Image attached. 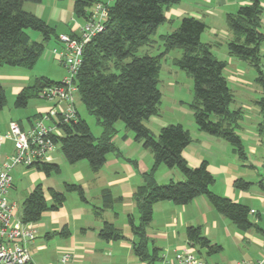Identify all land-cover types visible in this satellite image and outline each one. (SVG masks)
<instances>
[{"label":"trees","instance_id":"trees-1","mask_svg":"<svg viewBox=\"0 0 264 264\" xmlns=\"http://www.w3.org/2000/svg\"><path fill=\"white\" fill-rule=\"evenodd\" d=\"M42 0H0V67L24 68L32 70L46 51L55 30L45 21L27 12L26 3L39 4ZM180 0H115L108 5V19L104 30L96 35L85 47L83 64L75 79L80 102L87 112L95 116L103 132L96 137L89 124L78 115L76 122L60 126L62 137H53L71 165L87 161L93 171L100 170L111 153L117 148L113 138L117 135L116 125L123 122L127 131L135 134V140L154 155V165L143 175V184L135 193L134 200L140 214L136 224L132 216L128 218L135 241V255L146 264H155L160 259V250H149L146 228L153 221L154 206L171 201L177 205H188L199 196H206L211 205L232 221L239 230L252 228L250 209L232 200L216 195L211 187L215 178L204 161L193 168L183 157L184 150L191 144L188 130L181 124L162 128L155 136L145 121L158 115L162 105L159 89L162 64L173 50L182 49L183 55L176 65L194 81L195 123L199 131L222 138L241 159L246 158L241 138L236 132L242 116L232 111L234 96L225 77L227 63L218 60L210 45L203 44L201 37L207 26L202 21L185 17L180 26L171 34L162 35L165 50L156 56L138 55L143 47L154 48V36L166 22V11ZM96 0H75V15L88 20V10ZM263 8L260 1L241 6L236 13L227 15L232 32L228 43L229 52L255 67L260 73L262 65L261 48L264 43L262 28ZM39 33L42 42L33 41L31 33ZM259 81L264 84V79ZM45 78L37 79L34 86L25 88L16 97L15 106L26 108L31 99L37 98L44 88L58 84ZM7 104L4 88L0 83V113ZM264 112V98L260 102ZM161 166L177 169L183 175L180 182L171 181L166 185L157 183L155 175ZM39 171L46 175L60 173L57 164H41ZM249 184L238 181L236 187L248 188ZM66 192H79L86 201L83 189L78 185L66 184ZM53 204L48 205L44 189L37 186L25 199L22 220L24 223H38L47 211L57 210L66 200L63 192L50 190ZM103 198L112 203V196L105 192ZM68 233L63 231L62 235ZM104 240L123 239L114 225L106 223L100 232ZM187 237L191 245L207 248L209 254H216L221 247L201 234L199 228L190 227Z\"/></svg>","mask_w":264,"mask_h":264},{"label":"crops","instance_id":"crops-1","mask_svg":"<svg viewBox=\"0 0 264 264\" xmlns=\"http://www.w3.org/2000/svg\"><path fill=\"white\" fill-rule=\"evenodd\" d=\"M96 1L109 6H112L113 2H115V0ZM253 1L180 0L177 5L166 11V22L164 24H170L172 29L176 27L175 31L185 17H193L202 21L206 24L207 29L209 28L211 36L207 39V42H203L206 29L201 37V42L210 45L212 50L215 45H220L218 42L219 35H222L225 39L229 38V41L233 36L231 31V33L223 29L219 31L214 26L216 21L224 14L236 13L241 6L250 5ZM258 1H260L264 12V0ZM24 8L27 12L33 13L36 17L45 21L55 30V35L46 44V46H49V51L47 52L64 68L53 54L54 50L61 49L58 37L63 34L78 36L81 26L86 21L75 15V0H42L39 4L26 3ZM93 8L91 7L88 10V14L92 13ZM210 21L213 24L212 26L208 25ZM263 27L264 23L262 21ZM262 28L261 32L264 34ZM37 34L39 33H36L35 41L42 42L43 37ZM263 53L264 48H261L262 56H264ZM262 67L263 65H261V71ZM0 70V83L5 93L9 89L13 97H17L25 88L34 86L37 79L45 78L49 80L47 77L34 76L31 70L28 71L24 68ZM64 71L65 77V68ZM230 78L234 84L238 85L236 90H232L229 87L234 96L232 103L234 108H231V110L239 111L242 116L236 127V132L241 138L246 158L241 159L235 154L233 147L224 139L199 131L194 120L190 121L189 126L178 123L189 131L192 138L191 144L183 152V157L193 168L199 167L206 161L210 173L215 178V183L211 187L212 192L250 209L249 218L253 224L252 228L247 231H238V227L234 224L238 230L232 233L234 235L232 238L238 243L248 241L253 244L256 257L261 259L264 256V112L260 102L264 98V84H262V88L248 87L250 83L247 82L242 72H234ZM249 91L254 93L249 94ZM236 96L239 98L237 97L238 99L235 100ZM37 98L44 100L47 104L40 105L37 103L33 105L34 112L26 116L27 123L22 120H11L6 127L0 129V135L7 132L13 122L17 123L23 130H28L40 116L46 115L57 104L41 98L40 95ZM33 99L29 101L28 105ZM78 102H80V99L77 95L76 108L78 115H80ZM54 122L55 120H49L47 124L52 125ZM156 124L154 122V125ZM162 127H166L165 124H161L160 129ZM62 135L63 132L60 137ZM154 135L157 136L155 133ZM122 138V141H120L121 138L118 135L113 138V144L117 149H122V153H111L107 158L106 164L100 170L93 171L90 165H86L82 161L73 164V168L76 171L72 175L74 183L83 189L85 196L86 191H88L89 197H85L86 201H79L78 197H66L65 202L57 210L47 211L42 215L41 220L35 224L37 227L36 239L28 245L32 257L31 264H36L32 252L36 249L43 251L47 247L42 239L44 238L48 241L57 237H60L57 244L61 255L70 253L72 256L67 264H146L134 253L133 244L136 239L127 218L132 216L134 222L136 224L139 223L140 214L134 200V193L143 184V175L151 170L154 163L144 159L143 151H141L142 147L139 143L137 147H134L137 141L132 134L126 132ZM58 148H60L59 145L56 146L51 154L52 164L58 165L61 160ZM11 153H13V143L7 142L0 152V162L8 161L7 157ZM11 173L14 184L8 196L9 200L17 206L21 220L25 199L37 186L43 187L48 205L53 204L50 190H60L54 186L53 182L55 180L52 179V176L39 171L37 167H16ZM173 173L174 169H162V171L156 172V181L160 185H166L171 181H183L182 177L175 181ZM26 177H28L30 182L29 189L31 190L28 187L25 189L20 188L22 195H24L20 209L19 203L14 196L20 193L18 182L22 183ZM166 181L169 182L166 183ZM238 181L248 183V188H237L236 183ZM67 183L69 182L67 181ZM105 192L112 196V203H107L104 200L103 194ZM69 202L72 205L70 207ZM214 209L206 196H199L185 206L177 205L171 201L156 204L153 210V221L146 228L149 250L152 251L155 248L160 250V259L155 264H167L173 261L176 253L189 246L197 247V253L202 259L209 264H215L203 257L204 248L198 245H191L187 237V230L190 227L199 228L200 230L207 227L209 229L208 233L217 231L220 219ZM120 221L121 226H118ZM106 223L114 225L123 239L118 241L101 240L97 231L102 230ZM63 231L68 233L62 235ZM227 231L230 235L229 230ZM206 235L208 234L206 233ZM206 238L213 244L208 237Z\"/></svg>","mask_w":264,"mask_h":264},{"label":"rangeland","instance_id":"rangeland-1","mask_svg":"<svg viewBox=\"0 0 264 264\" xmlns=\"http://www.w3.org/2000/svg\"><path fill=\"white\" fill-rule=\"evenodd\" d=\"M114 4V2H113ZM262 21L264 23V12L262 14ZM213 25L210 21L208 25ZM218 28L219 31L222 29L224 31H227L228 33H231L228 22H227V14H224L216 21V24L214 25ZM176 27L172 29L170 24H163L159 27L158 32L154 36V38L157 40V44L154 48L151 47H143L139 50L138 55L143 56L146 54L149 55H159L165 50V46L163 44V41L160 39L161 35H166L169 33H172ZM264 32V27L262 28ZM209 28L207 29L205 36H203V42H207V39L210 38ZM39 35V34H37ZM32 40L35 41L36 33H32ZM218 42L220 45H215L212 48V52L214 56L220 60L227 63V69L225 71V76L228 79L229 87L232 90L238 89V85L233 83L231 81L232 74L234 72H242L244 74L245 79L247 82L250 83V86L248 87H256L262 88L263 85L259 81L260 78L264 79V56H262V73H260L255 67L250 65L248 62L232 56L229 52V38L223 37L222 35H219ZM46 52L44 55L39 59L36 66L31 70L34 76H43L47 77L49 81L52 80V82H60L64 78L65 71L62 66L57 63L54 60V57L50 54H48L47 51H49V46H46ZM262 48H264V43L262 44ZM49 55V56H48ZM183 55L182 49H176L169 53V55L163 60V70L161 73V81L159 82V89L162 93V105L160 108V112L158 115L151 116L148 120H146L144 123L147 127H149L157 136L159 135L160 125L165 124V126L170 124H178L183 123L186 124V126H189L190 121L194 120V110L192 107V104L194 102V81L193 79L183 70H181L176 65V60H179ZM264 55V53H263ZM12 67H0V69H8ZM1 71V70H0ZM29 71V70H28ZM231 73V74H230ZM258 81V82H257ZM243 87V86H242ZM247 88V87H244ZM248 90V89H247ZM246 90V91H247ZM254 93L252 91L248 92ZM6 97H7V104L4 107V109L0 113V129H3L8 125V123L11 120H22L23 122L27 123V117L32 112H34L33 105L40 104V105H46L47 102L44 100L34 98L30 104L26 108H17L15 106L16 97H13L9 91V89L6 91ZM238 96L235 97V100L238 99ZM78 108L80 111L81 117L89 124L92 133L96 137H100L103 129L102 126L98 123V120L95 116L90 115L84 105L80 102H78ZM231 108H234V105L231 106ZM154 122L157 124L154 125ZM159 124V125H158ZM117 135L119 138H121L120 141H122V137L127 132L129 134H132L135 137V134L131 131H127L125 124L123 122L117 123ZM189 128V127H187ZM138 143L141 145L142 149V155H144V159L146 161H152L154 163V155L150 150H145L143 148L142 143L137 142L135 144L137 147ZM119 149V148H118ZM116 151V153L119 154V152L122 151V149L119 151ZM58 151L60 152L61 160L58 162V165L60 166V173H51L50 176H52V179L55 180L53 182L54 186L59 189L61 192L65 193L66 197H78L79 201H81V195L79 192H66V184L68 185H76L74 183L73 173H75V169L73 168V165L67 162L65 157L63 156L60 148H58ZM122 153V152H121ZM82 163H85L86 165H89L87 161H82ZM22 167V166H19ZM162 169H168L165 166H161L157 173L162 171ZM263 170V169H262ZM174 180L178 181L181 179V177L184 180V177L179 172V170L174 169ZM15 177V173H14ZM180 177V178H179ZM250 180V179H249ZM67 181L69 183H67ZM251 181V180H250ZM169 181H166L168 183ZM158 183V182H157ZM162 183V184H166ZM20 185L19 189L22 187L25 189L28 187L30 182L28 180V177L24 178L22 183L18 182ZM159 184V183H158ZM31 190V189H29ZM19 195H15L16 201L19 203V208L22 207V195L21 189L19 191ZM86 196L89 197L88 191H86ZM9 198V196H8ZM83 201V200H82ZM72 206L69 202V207ZM95 211V210H94ZM216 215H218L220 222H219V228L214 233H208L209 229L207 227H204L201 230L202 236L208 237L213 244H216L217 246L221 247V250L216 254H208V250L206 248L201 249L203 250L202 254L205 259H207L210 262H213L215 264H236L237 262H254L257 263L261 259L257 258L254 253L255 246L248 241L244 242H235L232 237L233 232L237 231L238 229L234 225L233 222H231L229 219L225 218L222 214H220L218 211L214 209ZM100 212V211H99ZM138 215V212H137ZM129 217V216H128ZM121 220V219H120ZM128 220V218H127ZM94 224V222H92ZM121 226V221L119 222V225ZM102 229V228H101ZM231 233L229 235L228 231ZM240 231V230H238ZM100 235L101 230L97 231ZM206 233L208 235H206ZM58 240H60V237L50 239L46 241L44 238L42 241L47 245V247L43 251H38L37 249L32 252L33 259L36 264H61V259L63 254L58 251L59 245L57 244ZM102 240V238H101ZM197 248V247H195Z\"/></svg>","mask_w":264,"mask_h":264},{"label":"built area","instance_id":"built-area-1","mask_svg":"<svg viewBox=\"0 0 264 264\" xmlns=\"http://www.w3.org/2000/svg\"><path fill=\"white\" fill-rule=\"evenodd\" d=\"M108 19V5L96 3L88 20L80 28L78 36L60 35V50H54V56L66 70V76L58 84L44 88L41 98L56 102L46 115L28 129L23 130L13 122L9 130L0 135V152L7 142L13 143V153L8 161L0 162V264H31L32 257L28 245L36 239L37 227L21 220L17 206L9 198L14 179L11 171L19 166L35 168L41 164H50L51 154L57 144L53 137H60V126L76 122L78 111L76 101L78 87L75 79L83 64L85 47L105 28ZM49 120H55L48 125ZM70 253H64L62 264L70 262ZM167 264H209L202 259L196 248L189 246L176 253L173 261ZM238 264H264V256L257 263L239 262Z\"/></svg>","mask_w":264,"mask_h":264}]
</instances>
